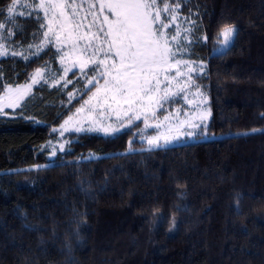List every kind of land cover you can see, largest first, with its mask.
Here are the masks:
<instances>
[{"label":"trees","instance_id":"16d2710c","mask_svg":"<svg viewBox=\"0 0 264 264\" xmlns=\"http://www.w3.org/2000/svg\"><path fill=\"white\" fill-rule=\"evenodd\" d=\"M166 2L180 9L175 23L161 12L164 31L179 26L181 57L204 63L207 136L201 127L149 149L137 120L112 135L67 132L68 149L50 158L43 145L56 139L53 128L95 85L85 88L78 70L67 86L34 85L0 115V264H264V0L159 7ZM12 3L0 0L3 39L39 42L42 11L9 19ZM225 25L235 36L214 53ZM59 55L48 43L35 55L0 56V93L46 64L60 73Z\"/></svg>","mask_w":264,"mask_h":264},{"label":"snow or ice","instance_id":"6c2138e0","mask_svg":"<svg viewBox=\"0 0 264 264\" xmlns=\"http://www.w3.org/2000/svg\"><path fill=\"white\" fill-rule=\"evenodd\" d=\"M98 2L99 15L94 12L95 4H88L84 17L79 16L83 3L77 4L75 0L72 2L40 0L39 4L32 0L31 4L25 3L23 5L25 8L42 9L47 20V24L40 25L42 29L46 28V31L44 40L36 45V48L39 51L52 37L57 44L62 45L58 51H63V46H70L71 51L67 55L73 67L79 66L83 78L87 81L84 87L95 85V91L84 104L88 106L90 112H101V120L104 114L111 118L114 113L116 121L120 123V128L108 125L92 127L88 131H103L109 135L119 132L121 128L141 118L144 120L145 129L153 127L149 124V119H156L157 112L163 111L166 103L173 102L174 97L186 93L190 87L195 86L192 79L195 66L188 62H183V66L188 69L183 73L180 71L182 62L176 61V74L171 75L174 67L172 61L176 56L174 48L181 50V33L177 26L176 34L169 37L163 30L168 28L169 24H165L161 19V12H170L169 23H175L180 4L172 7L166 2L161 9L158 0H98ZM17 6L16 0L8 6L9 19L13 18ZM28 14L31 15V11ZM88 15H92L93 19L87 24L86 31L82 32L81 29L85 28L84 20ZM99 16H103V19L100 20ZM5 27V24H0V30ZM93 28H96V31H92ZM234 32V26H223L218 33V36L222 37L219 43L227 47ZM0 39L3 37L0 36ZM0 55H7L4 45H0ZM13 55L21 53L15 52ZM60 63L61 65L65 63L64 56L60 57ZM69 71V68H64L65 74ZM88 71L93 73L91 77L87 75ZM47 72V64L43 69H36L32 83L44 79ZM185 76L188 82L181 85L179 81ZM101 79L104 81L103 85L99 83ZM53 81L59 83L55 76ZM24 95H27L26 90L16 99L10 96L0 97V115L4 113L5 108L15 109ZM68 95L72 98L74 93L70 92ZM4 100L8 102L4 104ZM81 111L83 108L77 109L78 113ZM170 115L165 116L164 121H169ZM209 115L210 112L204 113L200 116L199 122H180L175 128L169 127L166 131H160L164 127L162 123L154 125L158 134L147 138L149 149L161 146V140L168 144L180 137H195L198 134L197 129L201 127L205 129L202 135L207 136L206 122ZM185 124L191 130H186ZM140 131L143 133L144 129ZM63 147L61 145L62 149Z\"/></svg>","mask_w":264,"mask_h":264},{"label":"rangeland","instance_id":"374dc122","mask_svg":"<svg viewBox=\"0 0 264 264\" xmlns=\"http://www.w3.org/2000/svg\"><path fill=\"white\" fill-rule=\"evenodd\" d=\"M69 2H72V0H69ZM16 3L18 6L14 9L13 16L20 14V13L27 14V13H29V11H32L29 8L23 7V5L25 3L31 4L32 0H16ZM35 3L39 4L40 0H36ZM75 3H77V4L83 3V8L81 9V11L79 13L80 17L85 16L86 11L88 10V4H95L96 7L94 9V12L97 15H99L100 9H99L98 0H75ZM38 10L42 11V13L44 15V11L42 9H38ZM106 11L107 10H105V12ZM92 19H93L92 15L87 16V18L84 20L85 28L81 29L82 32L86 31V26H87V24H89L92 21ZM99 19L102 20L103 16H99ZM45 24H47L46 19H45ZM231 26H234V25H231ZM234 28H235V26H234ZM44 31H46V28ZM92 31H96V28H93ZM8 33H9L8 35L10 36L11 31ZM235 33H236V28H235L233 38L235 36ZM175 34H176V32L174 34H168V35H169V37H171L172 35H175ZM0 36L3 37V29L0 30ZM233 38H232L231 42L229 43V45L232 43ZM221 39H222V37H221ZM42 40H44V36L37 43H29L27 45H22L21 43L12 44V43H9L8 40L0 39V45H4L6 47L7 54H13L15 52H19V53H21L22 56H28V55H31L32 53H38L48 43L53 44L56 49H60L62 47V45L57 44L55 42V38L52 37L51 41L48 43H45L44 46L42 48H40V50L38 51L36 48V45L40 44ZM30 45L32 47H29ZM225 48L226 47L222 46L219 43L218 46H216L214 48L213 52L214 53L220 52V51L224 50ZM182 50H183V48H181V50H176L174 48V51H176V56H175V60L172 61L174 67H173V70L171 72V75L175 76V74H176V71H175V62L176 61L182 62V65L180 67V71L183 73H186L188 71V69L183 66V62H188L189 64H192L195 66V71L192 73V79L194 81L195 86L190 87L186 93H183V94L176 96V97H178V104H175L171 109L166 110V112H164L162 114H159L158 113L159 111H158L156 119H149L148 122L150 125H153V127L145 129L144 120H143V118L140 119L143 121L142 129H144V131H143V133H141V131H140L139 139L141 141H143L144 143H146L147 146H148L147 138L148 137H154L158 134L157 129L154 127V125H156L158 123H162L164 125V127L160 131H166L169 127L175 128L176 125L179 124L180 122H185V121L199 122V118L202 114L210 112V109H209L208 104H207V97H206L205 93L201 90L200 86L197 84V76H199L203 72V71H201V65H203V68H204V63L202 61H192V60L185 59V58L181 57L180 54H181ZM70 51H71L70 46H63V51H59L60 52V55L58 57V63L60 66L59 75H56V73H54L48 67V72L46 73L45 78L40 79L38 83L46 81L50 85L55 84V85L67 86L70 84V83H68V81L73 82V80H74V78L69 79L67 77L68 73H70L73 70H78L79 71L78 76H80L82 79H84L80 70H79V66L73 67L71 59L67 55L68 53H70ZM0 56H3V55H0ZM62 56L65 57V63L63 65H61V63H60V57H62ZM100 58H102V57H100ZM44 67H39V68L43 69ZM65 67L70 69V71L66 74L64 72ZM35 70L36 69L33 70V72L29 75V77L25 81H23L21 83H17V84L7 85L6 88L4 89V91L0 93V97L10 96L12 99H16L25 90L27 91V94H28L32 90L34 85L38 84V83H32V77L35 74ZM87 75L89 77H91L93 75V73H91V74L87 73ZM53 76H55V79L57 81H59V83H54ZM84 82H85V84L87 83V81L85 79H84ZM187 82H188L187 76L183 77L179 81V83L181 85L185 84ZM99 83L101 85H103L104 81L101 79L99 81ZM94 91H95V86L86 95V97L82 100V102L79 105H77L70 113H68L60 121V123L53 128V129H55V132L57 133L56 139L49 140L48 142H46L43 145L44 148L49 150V157L50 158H53L57 152L64 151V150L68 149V143L70 140L65 137V134L67 132H94V133H100V134L106 135L103 131H88V129L92 128V127H107L108 125H112L113 127L120 128V123L116 121L114 113L112 114L111 118H109L108 115L104 114L103 119L101 120V112H99V111L90 112L88 110V106L84 104V101L88 100V98L92 95V93ZM71 93H74L73 97H76L80 92L77 89H74L71 91ZM25 97H26V95L23 96V99ZM23 99L20 100L19 105L23 101ZM7 102H8L7 100L3 101L4 104H6ZM81 108H83V111L78 113L77 109H81ZM178 109H179V111H177ZM168 115H170L169 121H164V117L168 116ZM208 118H209V116H208ZM66 121H67V123H65ZM136 121L137 120H134L133 123ZM125 123H127V122L125 121ZM131 125H128L124 128H121L120 131H122L123 129H125L127 127H130ZM77 128H83L84 130L83 131H76ZM185 128H186V130H191V129L187 128V124H185ZM65 129H67V130H65ZM112 134H115V133H112ZM112 134H109V135H112ZM191 138L193 139L194 137H186V136L180 137L178 140H174L168 144H164L163 141L161 140L160 144H161V146L171 145V144H175L179 141H183V140L191 139ZM61 145L64 146L63 149L61 148Z\"/></svg>","mask_w":264,"mask_h":264}]
</instances>
